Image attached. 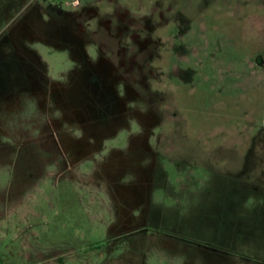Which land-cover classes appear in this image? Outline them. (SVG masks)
I'll use <instances>...</instances> for the list:
<instances>
[{
	"label": "rangeland",
	"instance_id": "374dc122",
	"mask_svg": "<svg viewBox=\"0 0 264 264\" xmlns=\"http://www.w3.org/2000/svg\"><path fill=\"white\" fill-rule=\"evenodd\" d=\"M0 264H264V0H0Z\"/></svg>",
	"mask_w": 264,
	"mask_h": 264
},
{
	"label": "crops",
	"instance_id": "0c3cea01",
	"mask_svg": "<svg viewBox=\"0 0 264 264\" xmlns=\"http://www.w3.org/2000/svg\"><path fill=\"white\" fill-rule=\"evenodd\" d=\"M190 157H193L194 159H192L193 161L195 162H200V163H206V165H202L200 164L199 166H195V170L194 168L192 169V167H190L189 169H192L190 173H194V172H201V173H205V175H213L214 172H217V173H223L226 171V169H223L222 166L218 167L217 170L214 171L213 169V165L211 164V162H213V155H208V156H190ZM218 158H224L226 159L227 162L229 161H232V159H227V157H221V156H218ZM227 168H230L229 166ZM193 171V172H192ZM226 175V174H225Z\"/></svg>",
	"mask_w": 264,
	"mask_h": 264
}]
</instances>
